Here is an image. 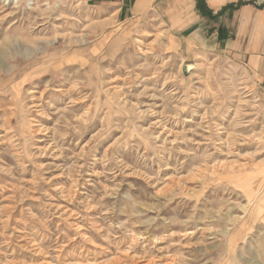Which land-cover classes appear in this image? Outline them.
Masks as SVG:
<instances>
[{
  "label": "rangeland",
  "instance_id": "rangeland-1",
  "mask_svg": "<svg viewBox=\"0 0 264 264\" xmlns=\"http://www.w3.org/2000/svg\"><path fill=\"white\" fill-rule=\"evenodd\" d=\"M0 264H264V87L157 15L0 0Z\"/></svg>",
  "mask_w": 264,
  "mask_h": 264
},
{
  "label": "crops",
  "instance_id": "crops-1",
  "mask_svg": "<svg viewBox=\"0 0 264 264\" xmlns=\"http://www.w3.org/2000/svg\"><path fill=\"white\" fill-rule=\"evenodd\" d=\"M123 19L157 15L175 44L231 53L264 87V0H81Z\"/></svg>",
  "mask_w": 264,
  "mask_h": 264
}]
</instances>
